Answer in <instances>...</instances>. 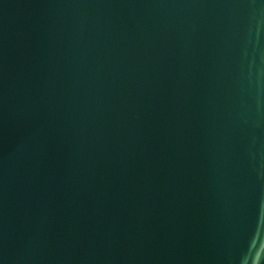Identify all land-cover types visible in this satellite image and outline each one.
<instances>
[{
  "label": "water",
  "instance_id": "1",
  "mask_svg": "<svg viewBox=\"0 0 264 264\" xmlns=\"http://www.w3.org/2000/svg\"><path fill=\"white\" fill-rule=\"evenodd\" d=\"M0 264H264V0H0Z\"/></svg>",
  "mask_w": 264,
  "mask_h": 264
}]
</instances>
